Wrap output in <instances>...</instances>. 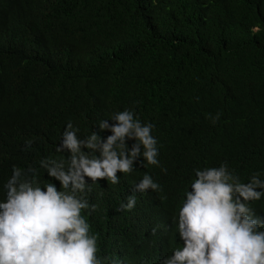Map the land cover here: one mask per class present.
<instances>
[{"label": "trees", "instance_id": "16d2710c", "mask_svg": "<svg viewBox=\"0 0 264 264\" xmlns=\"http://www.w3.org/2000/svg\"><path fill=\"white\" fill-rule=\"evenodd\" d=\"M125 110L153 126L159 165L142 148L118 184H91L82 215L109 264H157L183 246L174 220L197 169L264 180V0H0V200L13 166L40 181L41 160L69 155V123L106 141L100 122ZM145 174L161 191L135 192ZM250 207L264 217V198Z\"/></svg>", "mask_w": 264, "mask_h": 264}, {"label": "clouds", "instance_id": "9594fccd", "mask_svg": "<svg viewBox=\"0 0 264 264\" xmlns=\"http://www.w3.org/2000/svg\"><path fill=\"white\" fill-rule=\"evenodd\" d=\"M110 119L116 123L103 120L99 125L101 131L112 133L106 141L96 133L80 139L79 128L69 123L56 148L69 155L40 161L47 179L39 181L34 167L25 171L13 166L4 184L6 199L0 200V264H109L108 258L98 256V238L82 215L84 210L96 211L89 205L91 184H118L117 173H132L142 148L144 160L159 165L151 124L142 126L128 110ZM135 140L129 152L127 143ZM27 143L30 148L31 141ZM195 177L174 220L183 246L157 264H264V217L250 207V202L264 198L260 174L243 183L225 163L197 169ZM134 190L159 192L161 186L145 174ZM105 193L101 191L102 204ZM136 204L137 196L132 195L118 211H131ZM110 264L124 262L112 259Z\"/></svg>", "mask_w": 264, "mask_h": 264}]
</instances>
